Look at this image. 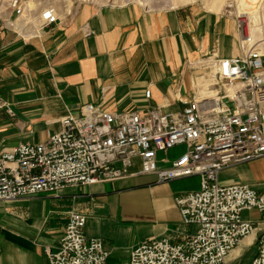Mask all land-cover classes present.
Returning a JSON list of instances; mask_svg holds the SVG:
<instances>
[{"label":"crops","instance_id":"crops-1","mask_svg":"<svg viewBox=\"0 0 264 264\" xmlns=\"http://www.w3.org/2000/svg\"><path fill=\"white\" fill-rule=\"evenodd\" d=\"M214 51L239 55L237 22L199 3L151 12L137 3L83 4L26 40L0 27V154L47 141L86 104L110 112H182L198 74L190 63ZM182 151L159 152V165ZM138 170L136 159L132 172ZM218 181L264 193V157L225 169ZM199 189L197 176L158 183L156 175H136L0 202V264H49L46 249L58 250L71 211L87 216L85 235L103 241L108 264H129L132 249L148 239L179 244L196 231L181 224L176 198ZM242 217L259 225L230 261L264 233L257 210Z\"/></svg>","mask_w":264,"mask_h":264},{"label":"built area","instance_id":"built-area-1","mask_svg":"<svg viewBox=\"0 0 264 264\" xmlns=\"http://www.w3.org/2000/svg\"><path fill=\"white\" fill-rule=\"evenodd\" d=\"M131 3L150 12L176 8H150L132 0H0V27L32 39L83 4ZM226 14L237 22L239 55L223 58L214 51L190 63L198 74L182 112H110L86 104L79 116L64 117L61 130L47 141L20 144L0 154V202L136 175H156L158 183L197 176L200 189L176 198L181 224L196 231L179 244L148 239L132 249L129 264L231 262L259 225L243 219L242 213L257 210L264 224V193L218 181L225 169L264 157V42L249 34L246 17ZM150 95L147 90L146 97ZM181 146L185 151L177 159L159 165V152ZM136 159L140 170L133 173ZM86 224L84 213L69 212L58 250L46 249L49 264H108L103 241L86 237ZM255 245L251 264H264V233Z\"/></svg>","mask_w":264,"mask_h":264},{"label":"rangeland","instance_id":"rangeland-1","mask_svg":"<svg viewBox=\"0 0 264 264\" xmlns=\"http://www.w3.org/2000/svg\"><path fill=\"white\" fill-rule=\"evenodd\" d=\"M45 1H49V0H45ZM132 1L142 3L143 5L149 6L150 8H162L169 5L174 7H180L182 5H188L191 3H199L212 11L219 13H231L236 16L237 15L241 16L239 9L246 11V13L249 14L251 12H256V9H254L253 6L251 7L250 0H132ZM241 2L244 3L241 5ZM256 4L258 6L257 16L251 17V19H248V16H242V17H246L248 20L247 31L249 32V34H252L253 37H255L257 40L264 42V0H258L256 1ZM251 15H256V14H251ZM200 85L201 86L203 85L202 80H200ZM180 148H183L182 151L183 153L185 151V148L183 146H181ZM256 253H257V246L255 245L253 247L245 249L241 254V256H239L236 260L229 262L228 264H251L254 257L256 256Z\"/></svg>","mask_w":264,"mask_h":264},{"label":"bare ground","instance_id":"bare-ground-1","mask_svg":"<svg viewBox=\"0 0 264 264\" xmlns=\"http://www.w3.org/2000/svg\"><path fill=\"white\" fill-rule=\"evenodd\" d=\"M251 1V7L253 6V8L254 9H256V12H251L250 14L249 13H246V11H243V10H240L239 9V11H240V15L241 16H248V19H251V17H255V16H257L258 15V6H257V4H256V1H258V0H250ZM244 2H241V5L243 4ZM239 8V7H238ZM251 14H256V15H251ZM199 87H203V85L201 86V85H198ZM239 253H240V250H237V252L235 253V255L236 256H238L239 255Z\"/></svg>","mask_w":264,"mask_h":264}]
</instances>
